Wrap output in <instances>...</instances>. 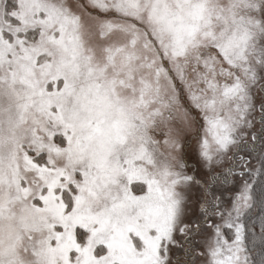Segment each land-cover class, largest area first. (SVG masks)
Instances as JSON below:
<instances>
[{
  "label": "snow or ice",
  "instance_id": "6c2138e0",
  "mask_svg": "<svg viewBox=\"0 0 264 264\" xmlns=\"http://www.w3.org/2000/svg\"><path fill=\"white\" fill-rule=\"evenodd\" d=\"M0 264H264V0H0Z\"/></svg>",
  "mask_w": 264,
  "mask_h": 264
}]
</instances>
